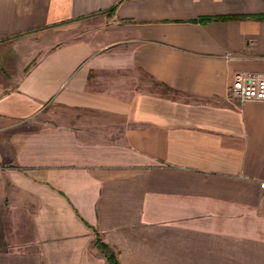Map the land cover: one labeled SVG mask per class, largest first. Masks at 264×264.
<instances>
[{
  "label": "crops",
  "instance_id": "0c3cea01",
  "mask_svg": "<svg viewBox=\"0 0 264 264\" xmlns=\"http://www.w3.org/2000/svg\"><path fill=\"white\" fill-rule=\"evenodd\" d=\"M237 72L264 0H0V264H264Z\"/></svg>",
  "mask_w": 264,
  "mask_h": 264
},
{
  "label": "built area",
  "instance_id": "2783aa9c",
  "mask_svg": "<svg viewBox=\"0 0 264 264\" xmlns=\"http://www.w3.org/2000/svg\"><path fill=\"white\" fill-rule=\"evenodd\" d=\"M229 93L242 102L249 99H264V73L237 72L229 86Z\"/></svg>",
  "mask_w": 264,
  "mask_h": 264
},
{
  "label": "rangeland",
  "instance_id": "374dc122",
  "mask_svg": "<svg viewBox=\"0 0 264 264\" xmlns=\"http://www.w3.org/2000/svg\"><path fill=\"white\" fill-rule=\"evenodd\" d=\"M139 86H147L150 89H155V90H161L165 91V88H163L158 82H155L153 79H151L148 75L142 73L139 71Z\"/></svg>",
  "mask_w": 264,
  "mask_h": 264
},
{
  "label": "trees",
  "instance_id": "16d2710c",
  "mask_svg": "<svg viewBox=\"0 0 264 264\" xmlns=\"http://www.w3.org/2000/svg\"><path fill=\"white\" fill-rule=\"evenodd\" d=\"M114 8H112V9H110V10H113ZM208 19H210V17H202L201 18V20H203V21H206V20H208ZM109 258L111 259V262H112V264H118V262H117V260L116 259H112V257L111 256H109Z\"/></svg>",
  "mask_w": 264,
  "mask_h": 264
}]
</instances>
